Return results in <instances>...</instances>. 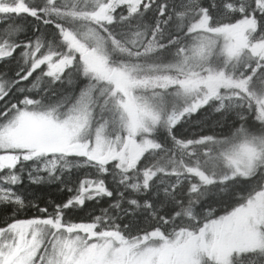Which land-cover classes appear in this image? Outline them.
<instances>
[{
    "label": "snow or ice",
    "instance_id": "1",
    "mask_svg": "<svg viewBox=\"0 0 264 264\" xmlns=\"http://www.w3.org/2000/svg\"><path fill=\"white\" fill-rule=\"evenodd\" d=\"M0 264H264V0H0Z\"/></svg>",
    "mask_w": 264,
    "mask_h": 264
},
{
    "label": "trees",
    "instance_id": "2",
    "mask_svg": "<svg viewBox=\"0 0 264 264\" xmlns=\"http://www.w3.org/2000/svg\"><path fill=\"white\" fill-rule=\"evenodd\" d=\"M42 194H46L49 198H56L61 195V193L57 190V186L55 185L47 186L46 192Z\"/></svg>",
    "mask_w": 264,
    "mask_h": 264
}]
</instances>
